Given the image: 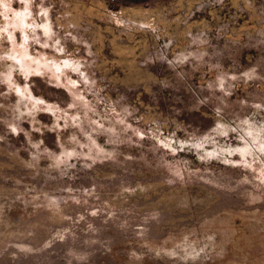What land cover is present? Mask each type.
<instances>
[{
  "label": "rangeland",
  "instance_id": "1",
  "mask_svg": "<svg viewBox=\"0 0 264 264\" xmlns=\"http://www.w3.org/2000/svg\"><path fill=\"white\" fill-rule=\"evenodd\" d=\"M0 264H264V0H0Z\"/></svg>",
  "mask_w": 264,
  "mask_h": 264
}]
</instances>
